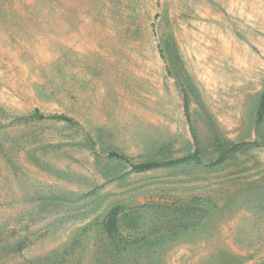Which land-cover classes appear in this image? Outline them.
Masks as SVG:
<instances>
[{
    "label": "rangeland",
    "instance_id": "374dc122",
    "mask_svg": "<svg viewBox=\"0 0 264 264\" xmlns=\"http://www.w3.org/2000/svg\"><path fill=\"white\" fill-rule=\"evenodd\" d=\"M0 264H264V0H0Z\"/></svg>",
    "mask_w": 264,
    "mask_h": 264
},
{
    "label": "trees",
    "instance_id": "16d2710c",
    "mask_svg": "<svg viewBox=\"0 0 264 264\" xmlns=\"http://www.w3.org/2000/svg\"><path fill=\"white\" fill-rule=\"evenodd\" d=\"M153 165L151 164H142V165H137L134 167V170H137L138 172H143L151 169Z\"/></svg>",
    "mask_w": 264,
    "mask_h": 264
}]
</instances>
